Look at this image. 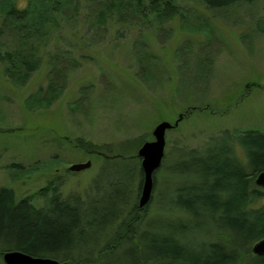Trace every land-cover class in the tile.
Segmentation results:
<instances>
[{
	"label": "rangeland",
	"instance_id": "374dc122",
	"mask_svg": "<svg viewBox=\"0 0 264 264\" xmlns=\"http://www.w3.org/2000/svg\"><path fill=\"white\" fill-rule=\"evenodd\" d=\"M174 2L182 15L159 21L147 5L139 11L119 0H75L56 13L55 24L46 23L48 34L31 41L29 51L41 62L23 84L9 80L0 63V186L18 197L32 195L37 206L36 192L53 182L61 183L62 196L114 194L122 162L153 140L158 123L178 119L166 130L149 200L148 211L165 217L177 187L195 194L205 188V171L189 149L220 146L224 130L264 132V0L223 9ZM16 45L0 35V52ZM52 54L77 64L64 67ZM50 77L59 88L55 97L49 104L33 101ZM75 138L110 144L104 160L76 147ZM86 161L88 168L68 169ZM103 166L107 176L98 180Z\"/></svg>",
	"mask_w": 264,
	"mask_h": 264
},
{
	"label": "trees",
	"instance_id": "16d2710c",
	"mask_svg": "<svg viewBox=\"0 0 264 264\" xmlns=\"http://www.w3.org/2000/svg\"><path fill=\"white\" fill-rule=\"evenodd\" d=\"M74 1L27 0V5L19 8L14 0H0V35L5 33L17 44L0 52L9 80L23 84L40 67V57L29 51L35 49L31 41L48 34L46 23L55 24L56 13L73 6ZM200 1L207 8L223 9L243 0ZM119 2L139 11L147 5L159 21L182 15L174 0ZM55 55H50L52 62L64 67L77 64ZM54 80L48 78L46 88L34 93L33 101L49 104L59 89ZM221 137L226 142L218 147L208 144L203 150H188L205 171V188L195 194L187 191L190 188L177 187L176 199H167L172 213L165 217L156 215L154 208L148 211L149 202L138 205L143 172L137 152L128 155L112 180L114 194L93 200L78 194L62 196L61 183L53 182L36 192L42 198V205L37 206L32 195L18 197L11 187L0 186V260L3 262L4 252L18 250L54 258L59 264H264V255L251 250L264 237V187L254 182L256 174L264 171V132L224 130ZM74 142L103 160L110 146L83 138ZM181 151L185 156L186 150ZM124 166L129 174L123 171ZM105 176L103 166L98 180ZM123 188L121 202L110 209L109 201Z\"/></svg>",
	"mask_w": 264,
	"mask_h": 264
},
{
	"label": "water",
	"instance_id": "95a60500",
	"mask_svg": "<svg viewBox=\"0 0 264 264\" xmlns=\"http://www.w3.org/2000/svg\"><path fill=\"white\" fill-rule=\"evenodd\" d=\"M177 122L178 119L173 124L168 121L158 123L152 131L153 140L144 141L137 150V154L141 158L140 165L143 172L138 197L139 207H143L150 200L153 190V175L155 170L159 168L164 156L165 132L167 129L176 126ZM90 164V161L73 163L68 169L71 171H80L88 168ZM254 182L264 187V171L256 174ZM251 250L256 255H264V237L257 240L252 245ZM2 260L5 264H59V261L54 258L35 257L18 250L4 252Z\"/></svg>",
	"mask_w": 264,
	"mask_h": 264
},
{
	"label": "bare ground",
	"instance_id": "6f19581e",
	"mask_svg": "<svg viewBox=\"0 0 264 264\" xmlns=\"http://www.w3.org/2000/svg\"><path fill=\"white\" fill-rule=\"evenodd\" d=\"M173 124V123H172ZM174 127V126H173ZM172 128V127H171ZM166 133V132H165Z\"/></svg>",
	"mask_w": 264,
	"mask_h": 264
}]
</instances>
